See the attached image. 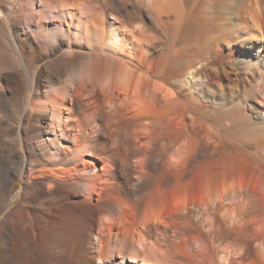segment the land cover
Here are the masks:
<instances>
[{"label":"bare ground","instance_id":"bare-ground-1","mask_svg":"<svg viewBox=\"0 0 264 264\" xmlns=\"http://www.w3.org/2000/svg\"><path fill=\"white\" fill-rule=\"evenodd\" d=\"M0 264H264V0H0Z\"/></svg>","mask_w":264,"mask_h":264},{"label":"rangeland","instance_id":"rangeland-1","mask_svg":"<svg viewBox=\"0 0 264 264\" xmlns=\"http://www.w3.org/2000/svg\"><path fill=\"white\" fill-rule=\"evenodd\" d=\"M20 149V151H22V148H19Z\"/></svg>","mask_w":264,"mask_h":264}]
</instances>
